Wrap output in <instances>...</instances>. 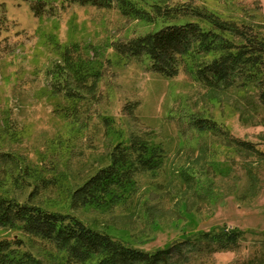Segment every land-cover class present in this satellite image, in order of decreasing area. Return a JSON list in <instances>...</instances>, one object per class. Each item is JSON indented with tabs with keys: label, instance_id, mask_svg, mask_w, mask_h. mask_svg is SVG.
<instances>
[{
	"label": "rangeland",
	"instance_id": "374dc122",
	"mask_svg": "<svg viewBox=\"0 0 264 264\" xmlns=\"http://www.w3.org/2000/svg\"><path fill=\"white\" fill-rule=\"evenodd\" d=\"M130 1L147 11L190 1L264 32V0ZM50 3L51 12L36 17L26 1L0 0L7 18L0 30V195L69 213L150 253L199 232L236 229L243 232L236 249L177 263L264 264V107L256 91L209 90L186 71L166 79L149 70L147 58L116 53L115 45L156 31L159 21L123 16L116 6ZM195 118L215 121L224 133L199 130ZM133 138L163 149L160 168L136 175L135 190L111 208L72 207V191L108 164L115 144ZM0 239H19L41 264H65L52 245L18 230L0 229Z\"/></svg>",
	"mask_w": 264,
	"mask_h": 264
},
{
	"label": "trees",
	"instance_id": "16d2710c",
	"mask_svg": "<svg viewBox=\"0 0 264 264\" xmlns=\"http://www.w3.org/2000/svg\"><path fill=\"white\" fill-rule=\"evenodd\" d=\"M23 1L30 4L36 17L52 10L51 0ZM63 1L103 9L116 6L123 16L148 23L159 21L162 26L156 31L115 45L116 53L127 59L147 58L149 70L166 79L186 71L209 90H255L257 102L264 107V32L252 22L223 18L190 1L173 5L155 3L148 11L130 0ZM6 22L4 6L0 5V30ZM65 86L56 88L64 90ZM193 124L201 131L224 133L210 119L195 118ZM231 140L243 151L262 154L251 143ZM163 153L160 146L140 138L115 144L108 164L72 191L71 206L96 209L115 206L124 200L128 188L132 187L130 194L135 190L136 175L160 168ZM0 229L18 230L49 243L64 255L65 264H178L179 260L188 263L189 254L232 251L243 236L236 229L218 228L150 253L130 247L69 213L48 211L29 201L1 195ZM21 246L19 239H0V264H41Z\"/></svg>",
	"mask_w": 264,
	"mask_h": 264
}]
</instances>
